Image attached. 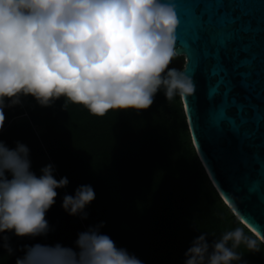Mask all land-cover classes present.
<instances>
[{
    "label": "clouds",
    "instance_id": "obj_1",
    "mask_svg": "<svg viewBox=\"0 0 264 264\" xmlns=\"http://www.w3.org/2000/svg\"><path fill=\"white\" fill-rule=\"evenodd\" d=\"M179 24L175 0H0V130L5 108L26 96L42 107L63 98L104 116L110 110H147L161 90L166 100L192 94L193 80L169 67ZM54 171L48 164L37 176L25 144L9 148L0 140V234L48 233L46 213L56 190L69 183L67 177L57 180ZM95 198L91 185H80L74 195H64L61 206L86 219ZM103 227L101 222L78 233L75 250L25 246L15 264H143L118 248ZM207 237L202 233L192 241L184 264H246L236 251L242 243L259 251L241 228L211 244ZM0 241L12 255L9 237L0 235Z\"/></svg>",
    "mask_w": 264,
    "mask_h": 264
},
{
    "label": "trees",
    "instance_id": "obj_2",
    "mask_svg": "<svg viewBox=\"0 0 264 264\" xmlns=\"http://www.w3.org/2000/svg\"><path fill=\"white\" fill-rule=\"evenodd\" d=\"M4 116L0 140L9 148L17 141L25 144L37 176L52 164L55 178L67 177L69 183L56 190L45 216L46 235L0 234L9 237L14 250L9 255L0 247V264H15L25 246L75 250L78 233L101 222L100 231L143 264H184L196 237L206 233L211 244L236 228L259 249L251 252L242 243L236 248L242 261L264 264V244L224 203L200 163L179 96L166 100L161 90L147 110H110L104 116L63 98L42 107L26 96L5 108ZM80 185H91L96 194L86 219L70 216L61 206L64 195H74Z\"/></svg>",
    "mask_w": 264,
    "mask_h": 264
},
{
    "label": "water",
    "instance_id": "obj_3",
    "mask_svg": "<svg viewBox=\"0 0 264 264\" xmlns=\"http://www.w3.org/2000/svg\"><path fill=\"white\" fill-rule=\"evenodd\" d=\"M175 4L185 63L169 67L195 85L180 97L192 146L224 203L264 244V0Z\"/></svg>",
    "mask_w": 264,
    "mask_h": 264
},
{
    "label": "rangeland",
    "instance_id": "obj_4",
    "mask_svg": "<svg viewBox=\"0 0 264 264\" xmlns=\"http://www.w3.org/2000/svg\"><path fill=\"white\" fill-rule=\"evenodd\" d=\"M173 60H181L183 63H185V58L183 56H175Z\"/></svg>",
    "mask_w": 264,
    "mask_h": 264
},
{
    "label": "snow or ice",
    "instance_id": "obj_5",
    "mask_svg": "<svg viewBox=\"0 0 264 264\" xmlns=\"http://www.w3.org/2000/svg\"><path fill=\"white\" fill-rule=\"evenodd\" d=\"M191 105V100L189 101V106Z\"/></svg>",
    "mask_w": 264,
    "mask_h": 264
},
{
    "label": "bare ground",
    "instance_id": "obj_6",
    "mask_svg": "<svg viewBox=\"0 0 264 264\" xmlns=\"http://www.w3.org/2000/svg\"><path fill=\"white\" fill-rule=\"evenodd\" d=\"M264 241V240H263Z\"/></svg>",
    "mask_w": 264,
    "mask_h": 264
},
{
    "label": "flooded vegetation",
    "instance_id": "obj_7",
    "mask_svg": "<svg viewBox=\"0 0 264 264\" xmlns=\"http://www.w3.org/2000/svg\"><path fill=\"white\" fill-rule=\"evenodd\" d=\"M174 61V60H173Z\"/></svg>",
    "mask_w": 264,
    "mask_h": 264
}]
</instances>
